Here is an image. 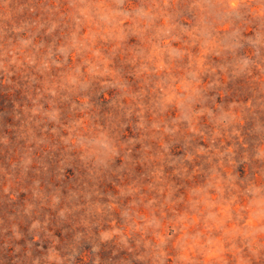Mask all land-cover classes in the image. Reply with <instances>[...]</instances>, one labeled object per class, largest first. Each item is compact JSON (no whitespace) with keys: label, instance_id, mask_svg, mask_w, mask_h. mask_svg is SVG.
I'll return each instance as SVG.
<instances>
[{"label":"rangeland","instance_id":"obj_1","mask_svg":"<svg viewBox=\"0 0 264 264\" xmlns=\"http://www.w3.org/2000/svg\"><path fill=\"white\" fill-rule=\"evenodd\" d=\"M0 264H264V0H0Z\"/></svg>","mask_w":264,"mask_h":264}]
</instances>
